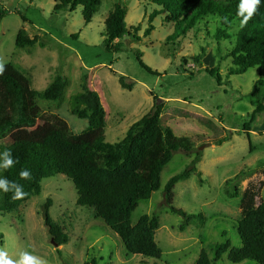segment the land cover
<instances>
[{
	"label": "rangeland",
	"instance_id": "1",
	"mask_svg": "<svg viewBox=\"0 0 264 264\" xmlns=\"http://www.w3.org/2000/svg\"><path fill=\"white\" fill-rule=\"evenodd\" d=\"M57 2L0 0V7L8 11L0 25V65L13 64L29 78L32 88L39 91L46 89L58 74L65 76L67 85L62 98L57 101L39 98L38 103L46 116H60L75 134L88 127L86 119L72 112L73 98L82 93L87 76L88 85L98 92L105 109V137L110 143L125 137L130 126L152 109L156 96L163 99L164 113L173 116L168 125L177 136L194 138L195 148L203 155L197 164L198 172L176 184L173 204L189 214H202L204 219L191 221L181 230L183 216L166 207L167 182L189 166L197 154L179 150L162 171L160 189L150 199L140 201L132 214L133 225L145 214L159 217L155 239L162 249L161 258L130 254L120 236L95 216L93 208L77 204L74 183L64 174L44 179L41 193L17 210L0 209L3 236H0V252L6 253L14 264L23 253L44 264L93 261L96 264H195L202 251L213 260L217 245L226 239L241 247L240 197L232 198L228 193L238 189L241 194L250 182H264V111L251 116L256 108L254 103L258 100L264 103V83H258L264 82V67L255 66L244 73L229 75L233 66L230 50L241 21L232 20L227 35L218 41L215 37L221 27L218 17L203 16L182 35L176 21L164 12L152 22L154 31L144 36L149 15L159 8L151 0H101L99 10L88 24L81 6L75 11L68 8L55 11ZM116 2L127 8L128 28L141 25L138 33L141 39L125 37L121 40V50L109 52L104 45L105 20ZM21 32L31 38L38 37V43L18 47L16 40ZM170 36L176 38L168 41ZM140 59L157 73L143 68ZM207 69L215 70L221 84ZM121 76L126 83L133 84L132 90L122 87ZM176 109L189 111L193 116H178ZM195 115L212 119L223 129L222 133L217 136ZM246 123L251 127V143L243 129ZM51 125L44 118L33 127L22 125L10 129L0 137V149L17 139L39 141ZM226 130H231L233 137L223 144H213L216 138L227 136ZM49 197L53 200L52 218L69 236L63 245L53 242L55 239L45 224L43 205ZM259 202H264V188ZM213 264L258 263L253 260L234 263L226 252Z\"/></svg>",
	"mask_w": 264,
	"mask_h": 264
},
{
	"label": "trees",
	"instance_id": "2",
	"mask_svg": "<svg viewBox=\"0 0 264 264\" xmlns=\"http://www.w3.org/2000/svg\"><path fill=\"white\" fill-rule=\"evenodd\" d=\"M151 1L159 8L149 15V25L144 36H149L154 31L152 22L164 12L170 20L176 21L177 29L181 30L182 35H186L201 17L213 15L221 22V27L215 34L220 41L227 35L226 29L232 20L242 21L248 15L246 10L243 15H239L242 0ZM100 5L101 0H58L54 9L60 11L68 8L75 11L81 6L85 22L88 24ZM7 14L8 11L0 7V25ZM126 16L127 8L121 2H116L114 10L105 20L104 45L107 51L121 50V40L125 37L141 39L138 35L141 25L128 28ZM176 35L178 37L179 34ZM175 38L176 36H170L168 41ZM38 41V37L31 38L21 32L16 45L31 47ZM219 49L221 51V48ZM230 56L233 66L229 69V75L244 73L255 66L264 67V0L240 28ZM140 62L150 73H157L141 59ZM207 70L212 76H216L221 84L220 76L215 74V70ZM258 83L264 82L259 80ZM120 84L129 90L134 87L132 83H126L124 76L120 77ZM66 85L65 76L58 74L46 89L35 90L29 78L19 68L11 63L0 65V137L10 129L22 125L33 127L44 118H48L52 123L39 141L17 139L0 149V180L7 179L17 183L25 193L22 198L16 199L15 190L11 187L7 192L0 189V209L10 212L17 210L22 203L41 193L44 179L64 174L74 183L78 194L77 204L93 208L95 216L120 236L130 254L161 258L162 249L155 239L156 230L160 227L159 217L156 214H145L133 225L132 214L140 201L150 199L152 194L160 189L163 169L177 151L183 150L197 154L189 166L167 182L164 189L166 207L171 212L183 216L181 230H185L191 221L204 219L202 214H189L173 204L176 184L191 173L198 172L197 164L202 159V152L195 148L194 138L177 136L174 133L168 125L173 116L164 113L165 104L159 96L155 97L152 109L130 126L123 139L116 143L107 142L106 112L98 92L88 85L87 76H84L82 93L73 98L72 112L77 117L86 119L88 127L80 134H75L67 121L56 114L46 116L38 103L39 98L50 101L61 99ZM254 104L256 108L251 114L252 117L264 111L263 101L258 100ZM176 114L193 116L191 112L183 109H176ZM194 117L211 128L217 136L222 133L223 129L212 119L200 115ZM243 129L250 142V125L246 123ZM226 134L227 136L216 138L213 144H223L233 137L231 130H226ZM5 150H11L14 161H18L6 169L2 167ZM22 169L30 172V178L20 177ZM238 176L239 174L235 177ZM263 188L262 181L250 182L241 194L238 189L228 193L232 198L240 197L242 219L238 233L242 246H233L231 240L226 239L217 245L213 260L206 251H202L195 264H213V261H219L226 252L234 263L253 260L264 264V202H259ZM52 202L49 197L43 205L45 224L58 245H63L69 241V236L62 225L52 218ZM91 264H96V261Z\"/></svg>",
	"mask_w": 264,
	"mask_h": 264
},
{
	"label": "clouds",
	"instance_id": "3",
	"mask_svg": "<svg viewBox=\"0 0 264 264\" xmlns=\"http://www.w3.org/2000/svg\"><path fill=\"white\" fill-rule=\"evenodd\" d=\"M262 3V0H242V3L240 5V11L239 15H243L244 11L246 10L248 12V15L244 18V20L241 21L240 26L243 27L248 19H250L253 14L256 12L258 5ZM14 162L12 155H11V150H5L3 152V168H9L11 167ZM30 172L26 169H22L20 171V177L22 179H28L30 178ZM10 187L15 190V195L14 198H22L25 193L22 190V186L18 185L15 182H9L7 179H2L0 180V189L3 191L7 192L10 190ZM0 264H14V262L10 259L7 258V254L4 252H0ZM15 264H44V262L28 253H23L21 256V259Z\"/></svg>",
	"mask_w": 264,
	"mask_h": 264
},
{
	"label": "water",
	"instance_id": "4",
	"mask_svg": "<svg viewBox=\"0 0 264 264\" xmlns=\"http://www.w3.org/2000/svg\"><path fill=\"white\" fill-rule=\"evenodd\" d=\"M53 242H54L56 245H58V243H57L55 240H53Z\"/></svg>",
	"mask_w": 264,
	"mask_h": 264
}]
</instances>
